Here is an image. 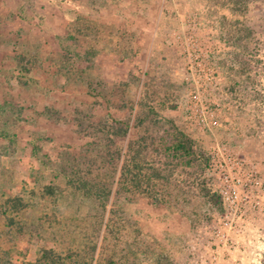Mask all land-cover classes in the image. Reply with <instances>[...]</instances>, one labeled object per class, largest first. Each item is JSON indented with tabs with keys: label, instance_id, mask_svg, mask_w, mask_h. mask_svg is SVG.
I'll use <instances>...</instances> for the list:
<instances>
[{
	"label": "rangeland",
	"instance_id": "374dc122",
	"mask_svg": "<svg viewBox=\"0 0 264 264\" xmlns=\"http://www.w3.org/2000/svg\"><path fill=\"white\" fill-rule=\"evenodd\" d=\"M242 1L0 0V264H264V0ZM189 67L218 127L190 121ZM170 121L208 162L165 158ZM141 151L166 205L120 189ZM229 155L260 186L217 211Z\"/></svg>",
	"mask_w": 264,
	"mask_h": 264
},
{
	"label": "trees",
	"instance_id": "16d2710c",
	"mask_svg": "<svg viewBox=\"0 0 264 264\" xmlns=\"http://www.w3.org/2000/svg\"><path fill=\"white\" fill-rule=\"evenodd\" d=\"M230 1L233 3L234 12H245L246 6L242 3L244 1ZM169 124L170 127L167 131V136L165 139H162L163 147L161 149L163 152L162 154L165 155L166 159L170 161L175 160L177 163H180V165L184 164L186 167H191L193 166V163L200 162V156L204 161L208 162L207 157L202 152H198L195 149V142L189 135L176 126L174 122L170 121ZM128 132L129 125L125 127V129H119L116 132V135H118L119 138L126 139ZM130 146L131 142H129V147ZM148 162L149 161L144 152H134L131 154L129 152L127 160L125 164L122 165L119 172L118 180L120 189L125 193H132L144 197L152 206L160 207L161 205H166L167 200L165 194L163 191H160V188H158V180L162 177L161 170L154 165L151 166ZM207 166H209V163ZM79 184L81 189L89 191L94 195L96 194V196L99 197L103 195L105 198V195L109 193V191L103 188L91 190L92 187L89 184L90 189H88L85 180H81ZM202 188L207 202L217 211H221L223 209L221 196L213 192L211 189L206 188L204 185ZM16 202H20L19 199H13L12 201L15 208L17 207ZM112 213L115 214L114 207L112 208ZM10 222L12 223L13 220L11 219ZM40 260L44 264H66L65 261L59 258V256H55L51 250L43 251ZM107 262H109V257L107 258ZM109 264H111V262H109Z\"/></svg>",
	"mask_w": 264,
	"mask_h": 264
},
{
	"label": "built area",
	"instance_id": "2783aa9c",
	"mask_svg": "<svg viewBox=\"0 0 264 264\" xmlns=\"http://www.w3.org/2000/svg\"><path fill=\"white\" fill-rule=\"evenodd\" d=\"M197 68L201 67V63L197 62L196 63ZM196 67H189V71H190V77L193 80L192 86H194V91L190 92L189 97H188V103L190 104L188 110H189V114H190V121L194 122L195 125H198L199 127L203 128V127H218V121L214 118H208L206 117L205 111H206V107H204V103L202 102V99L200 98V90L198 88V82L192 78V75L194 74V72H202V69L197 70ZM189 75L186 77V81L189 82L190 78ZM200 109V110H197ZM200 112V113H197ZM194 119V121L192 120ZM218 155H213L212 154V158H216ZM223 157V156H222ZM227 160L229 162H227L226 160H222V161H218V163L216 164V167L218 168V174L222 175L219 177L221 184L225 183V187L224 190H221L220 193L222 194V200H223V204H228L229 207L233 208H237V206H239V203H236V195H235V189L236 187H242V186H246L249 190V192L247 194L244 195V199L245 200H249V193H251L253 190L257 189L260 186V183L258 181V179L256 178V176H254L251 173L247 174V179H246V183H243L242 180L239 178V175L241 174V170L243 168V163L241 160L235 158H232V156H228ZM225 170H229L230 173L229 174H235V176L230 177L227 173V171L225 172ZM233 170H236V172H234ZM230 177V178H229ZM230 183V184H229ZM231 186V187H230ZM230 188H232V190H230Z\"/></svg>",
	"mask_w": 264,
	"mask_h": 264
}]
</instances>
